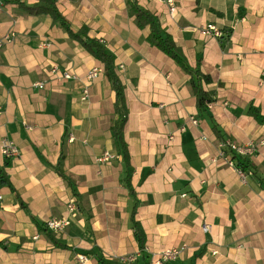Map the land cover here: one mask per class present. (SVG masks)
I'll return each instance as SVG.
<instances>
[{"label":"crops","instance_id":"crops-1","mask_svg":"<svg viewBox=\"0 0 264 264\" xmlns=\"http://www.w3.org/2000/svg\"><path fill=\"white\" fill-rule=\"evenodd\" d=\"M137 1L160 18L192 67L202 59L201 70L212 77L205 89L215 97L210 115L198 109L190 75L148 42L150 29L136 25L128 0L57 4L75 29L88 26L89 36L115 55L129 108L124 133L146 255L131 223L127 169L112 131L116 92L103 63L51 16L0 0V38L14 35L0 47V168L24 202L0 179V264H124L122 257L138 253L130 264H156L153 253L182 244L188 250L169 264H264V144L248 158L256 172L243 180L220 158L211 121L239 145L264 142V0H176L174 15L159 0ZM208 23L224 37L201 35ZM55 66L78 79L53 74ZM95 67L103 73L90 82ZM250 107L263 121L247 114ZM66 129L62 167L80 197L55 168ZM6 139L19 155L1 153ZM105 151L115 158L100 165ZM73 199L79 214L71 224L61 232L47 229L49 218L68 215ZM45 230L69 247L55 245Z\"/></svg>","mask_w":264,"mask_h":264},{"label":"trees","instance_id":"trees-1","mask_svg":"<svg viewBox=\"0 0 264 264\" xmlns=\"http://www.w3.org/2000/svg\"><path fill=\"white\" fill-rule=\"evenodd\" d=\"M3 3H17L20 8H22L30 15L47 14L51 16L53 22L63 28L68 33L69 37L77 40L90 54H92L95 58L103 63L105 73L112 85V88L116 92L115 112L117 117L112 124V131L118 153L119 155H121L127 169V174L124 178V181L127 188L129 189V194L133 199V206L130 217L131 223L133 229L135 230V237L139 243L140 250L145 256L146 233L141 222L136 218L139 201L137 192L132 184L131 174L129 172L131 167V155L124 133L125 125L129 116V108L127 105L125 94V86L119 74L117 73L115 55L102 41L89 36L88 26L85 25L79 29H75L72 26L70 20L60 11L57 0H36L33 4H27L21 0H3ZM128 4L129 13L134 17L136 25L140 28L149 27L150 32L147 37L148 42L152 46L157 47L159 50L171 57L187 74L190 75V83L192 91L196 97L197 107L201 113L210 115V108L208 107V104L214 102L215 97L213 91H208L205 89V85L212 82V77L210 74L204 73L201 70L200 65L202 59L199 58L197 66L192 67L182 47L177 44L173 35L167 30L166 27L163 26L160 18L154 12L142 7L137 0H128ZM247 114L253 116L257 120L261 119L260 112L252 107L247 110ZM211 121L213 132L222 143H226V141L232 140V137L221 130L219 125L215 122V120L212 119V117ZM261 121H263V119H261ZM68 135L69 132L68 129H66L62 140L63 144L61 155L55 168L57 173L67 181L73 195L75 197H80V193L75 182L64 172L62 167V162L65 159L64 140L68 137ZM225 151L234 160L236 166L239 169L245 171L246 173L252 171V166L248 161L246 155L237 153L230 147H225ZM252 172L254 173L256 172V170ZM0 179L3 184L9 186L11 190L15 192L17 198L24 206V202L20 199L21 197L18 194L17 189L8 177L7 172L4 168H0ZM35 221L38 223L36 218ZM38 225L41 229L43 228L42 224L38 223ZM45 232L55 245L63 248L69 247L68 245L58 241V239L54 235H52L51 232H48L47 230H45ZM100 262L107 264L103 259H101Z\"/></svg>","mask_w":264,"mask_h":264},{"label":"built area","instance_id":"built-area-1","mask_svg":"<svg viewBox=\"0 0 264 264\" xmlns=\"http://www.w3.org/2000/svg\"><path fill=\"white\" fill-rule=\"evenodd\" d=\"M159 1L164 2L168 5V8H169L171 15H174L176 13L177 8H178L176 0H159ZM199 32L201 33V35L207 36V37L212 36V37H216L219 39L224 37V31L214 23H208V24L202 26L199 29ZM13 39H14V35L12 33L2 36L0 38V47H3L7 43L12 42ZM121 67H123V66H121ZM52 73L56 74V75L60 74L61 78L67 79V80H69V79L77 80L78 79V76L75 73H72L70 71H63L60 73L59 68L57 66H55L52 69ZM101 73H103V68L95 67L88 72L87 80L92 82ZM36 85L39 87H44L45 83L44 82H38ZM89 98H90V89L87 85H85L83 88L82 99L84 101H87ZM208 107L209 108L212 107V102L208 104ZM192 122L195 125L198 124V121L194 118H192ZM183 130H184V128L182 127L181 131H183ZM171 138H173V137H171ZM260 144L262 145V144H264V142H260ZM225 147H230L232 150L236 151L237 153L245 155V154H251L254 151V149L256 147L255 142H250L244 147L235 143L232 140H228V141H226V143L221 142V144H220V154H219L220 158L224 159L228 163L229 166L235 168L238 171V173L241 175L243 180H246L249 173L242 171L241 169H239L236 166L234 160L226 153ZM1 153L6 158H13V157L19 155V149L12 142H10L9 140L6 139L3 141ZM114 158H115V154L112 153V151H105L102 155H100L97 158V162L100 165H104V164L109 163ZM78 213H79V209L77 207V204L74 200H72L68 204V215L67 216L52 217L45 222V225H46L47 229H50L54 232L64 231L71 224L72 218H75ZM209 228H210L209 224L206 223L203 225V229L205 231L209 230ZM188 248H189V246L187 244H182L179 246H174V247H169V248L163 249L158 253H153L154 257H157L156 264H167L169 262L176 261L188 250ZM139 255L140 254L138 253V254H132V255L124 256V257H122V261L124 264H130L133 261L137 260ZM84 260H85V256L81 255L80 261L83 263Z\"/></svg>","mask_w":264,"mask_h":264},{"label":"rangeland","instance_id":"rangeland-1","mask_svg":"<svg viewBox=\"0 0 264 264\" xmlns=\"http://www.w3.org/2000/svg\"><path fill=\"white\" fill-rule=\"evenodd\" d=\"M255 145H256V147H255L254 151H253L251 154H245L247 158L252 157V156H255V155L257 156L258 154H260V153L258 152V151H259V150H258V147H259V146L262 147L263 145L260 144V141H258L257 143H255ZM241 146L244 147V146H246V145H241ZM248 161H249V160H248ZM251 166H252V165H251ZM253 169H254V170H253ZM251 170H252V171H255V168L252 167ZM254 173H255V172H254ZM73 200H74V199H73ZM71 201H72V200H71ZM74 201H75V200H74ZM69 202H70V201H69ZM75 202H76V201H75ZM76 204H77V203H76ZM77 207H78V206H77ZM78 209H79V208H78ZM78 214H79V213H78ZM64 216H66V215H64ZM64 216H61V217H64ZM55 217H57V216H55ZM51 218H52V217H51ZM49 219H50V218H49Z\"/></svg>","mask_w":264,"mask_h":264}]
</instances>
